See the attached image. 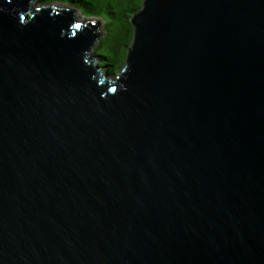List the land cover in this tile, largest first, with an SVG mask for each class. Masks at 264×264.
<instances>
[{"label": "water", "instance_id": "95a60500", "mask_svg": "<svg viewBox=\"0 0 264 264\" xmlns=\"http://www.w3.org/2000/svg\"><path fill=\"white\" fill-rule=\"evenodd\" d=\"M0 0V264H264V0H144L100 25Z\"/></svg>", "mask_w": 264, "mask_h": 264}, {"label": "trees", "instance_id": "16d2710c", "mask_svg": "<svg viewBox=\"0 0 264 264\" xmlns=\"http://www.w3.org/2000/svg\"><path fill=\"white\" fill-rule=\"evenodd\" d=\"M53 1L73 5L67 7L100 25V38L93 54L107 73L115 75L127 60L134 39L132 18L144 0H41L50 4Z\"/></svg>", "mask_w": 264, "mask_h": 264}, {"label": "flooded vegetation", "instance_id": "af4514ba", "mask_svg": "<svg viewBox=\"0 0 264 264\" xmlns=\"http://www.w3.org/2000/svg\"><path fill=\"white\" fill-rule=\"evenodd\" d=\"M36 3H37L38 5H40V4L43 3V2H41V0H36ZM51 3H52V4H56V5H58V6H62V5H65V6H68V7L73 6V5L68 4V3H66V2H59V1H53V2H51ZM43 4H50V3H43Z\"/></svg>", "mask_w": 264, "mask_h": 264}, {"label": "rangeland", "instance_id": "374dc122", "mask_svg": "<svg viewBox=\"0 0 264 264\" xmlns=\"http://www.w3.org/2000/svg\"><path fill=\"white\" fill-rule=\"evenodd\" d=\"M38 5V4H37ZM65 5H62V7H64ZM67 7V6H66ZM75 11V15L76 16H80V12L79 11H76V10H74ZM101 28V27H100Z\"/></svg>", "mask_w": 264, "mask_h": 264}]
</instances>
